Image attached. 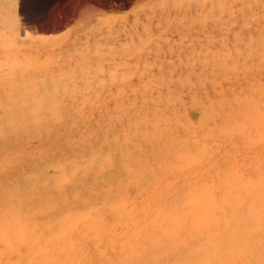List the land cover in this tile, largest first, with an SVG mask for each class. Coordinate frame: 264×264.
I'll list each match as a JSON object with an SVG mask.
<instances>
[{"label":"bare ground","instance_id":"1","mask_svg":"<svg viewBox=\"0 0 264 264\" xmlns=\"http://www.w3.org/2000/svg\"><path fill=\"white\" fill-rule=\"evenodd\" d=\"M108 3L0 0V264H264V0Z\"/></svg>","mask_w":264,"mask_h":264},{"label":"rangeland","instance_id":"2","mask_svg":"<svg viewBox=\"0 0 264 264\" xmlns=\"http://www.w3.org/2000/svg\"><path fill=\"white\" fill-rule=\"evenodd\" d=\"M29 1H31V3L34 4V5L36 4L34 7L38 8V10L44 9L43 11H40L38 13V15H37V18L43 19L44 22H45V20L48 22L49 18L51 17V11H55L54 12V14L56 13L55 17H53V19H50L49 22L51 24L53 23V26H55L57 28H59V25L61 26L65 21H69V22L73 23L74 21H77V19H80L81 16L83 18L87 17L90 13L92 14V11L94 12L96 9H98L97 7H99V3H107V2L113 3L111 9H108V10H115V11H111V13H113V14L121 15V13L123 12L122 13V15H123V14H125V11H128V13L131 14V11L128 10L127 8L126 9H121V10L120 9H118V10L116 9L117 6L120 5L119 4L120 2L118 3V0H116L115 2H112V0H110V1H108V0H53V1L52 0H39V1L38 0H29ZM94 1H96V2H94ZM111 3H108V4H111ZM114 3H118V4H114ZM85 6H87V7H85ZM91 6H92V8H90ZM114 6H116V7H114ZM42 7H44V8H42ZM51 8H52V10H51ZM47 9H49V10H47ZM82 9H85V10L82 11ZM86 9L89 10V11H87ZM84 12L85 13L87 12L86 14H88V13L89 14L85 15ZM45 13H47L46 16H45ZM51 20H53V21H51Z\"/></svg>","mask_w":264,"mask_h":264}]
</instances>
